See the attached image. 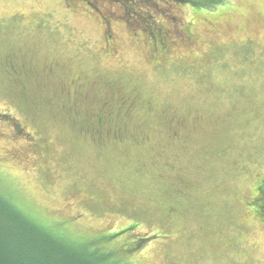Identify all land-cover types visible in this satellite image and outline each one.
I'll use <instances>...</instances> for the list:
<instances>
[{"label":"rangeland","instance_id":"1","mask_svg":"<svg viewBox=\"0 0 264 264\" xmlns=\"http://www.w3.org/2000/svg\"><path fill=\"white\" fill-rule=\"evenodd\" d=\"M262 174L264 0H0V195L37 225L106 264H264Z\"/></svg>","mask_w":264,"mask_h":264},{"label":"trees","instance_id":"2","mask_svg":"<svg viewBox=\"0 0 264 264\" xmlns=\"http://www.w3.org/2000/svg\"><path fill=\"white\" fill-rule=\"evenodd\" d=\"M103 253L62 240L0 195V264H106Z\"/></svg>","mask_w":264,"mask_h":264},{"label":"flooded vegetation","instance_id":"3","mask_svg":"<svg viewBox=\"0 0 264 264\" xmlns=\"http://www.w3.org/2000/svg\"><path fill=\"white\" fill-rule=\"evenodd\" d=\"M20 68H22L21 65H19L18 62L15 61L14 59L10 58L9 60H7L5 70H7V72H9L10 74L17 75L18 73H22ZM99 120L100 119L98 116H96L95 119H92V121L96 124L100 122ZM173 134L175 133L172 132L171 135ZM251 201H252L251 207L253 209V212L264 223V175L263 174L257 175V180L255 181V185L253 188V194L251 195ZM136 238L142 240L141 238L143 237L140 238L135 237V239L134 238L133 239L136 240Z\"/></svg>","mask_w":264,"mask_h":264}]
</instances>
